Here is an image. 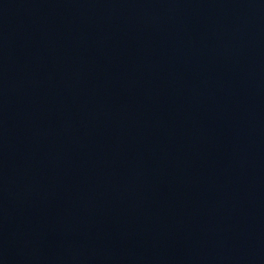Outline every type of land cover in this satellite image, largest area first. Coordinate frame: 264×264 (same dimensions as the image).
Segmentation results:
<instances>
[{
  "label": "water",
  "instance_id": "95a60500",
  "mask_svg": "<svg viewBox=\"0 0 264 264\" xmlns=\"http://www.w3.org/2000/svg\"><path fill=\"white\" fill-rule=\"evenodd\" d=\"M0 264H264V0H0Z\"/></svg>",
  "mask_w": 264,
  "mask_h": 264
}]
</instances>
